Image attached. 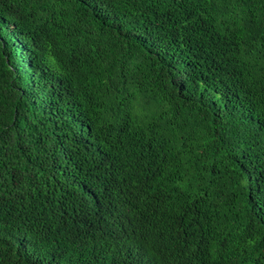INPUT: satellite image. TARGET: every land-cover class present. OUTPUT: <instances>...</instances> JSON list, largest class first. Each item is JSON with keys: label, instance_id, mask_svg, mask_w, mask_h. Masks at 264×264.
Here are the masks:
<instances>
[{"label": "trees", "instance_id": "obj_1", "mask_svg": "<svg viewBox=\"0 0 264 264\" xmlns=\"http://www.w3.org/2000/svg\"><path fill=\"white\" fill-rule=\"evenodd\" d=\"M0 264H264V0H0Z\"/></svg>", "mask_w": 264, "mask_h": 264}]
</instances>
